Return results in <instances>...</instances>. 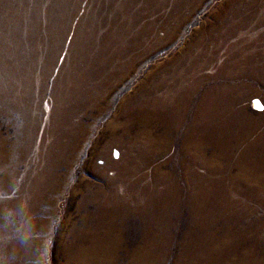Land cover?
<instances>
[{"label": "rangeland", "instance_id": "obj_1", "mask_svg": "<svg viewBox=\"0 0 264 264\" xmlns=\"http://www.w3.org/2000/svg\"><path fill=\"white\" fill-rule=\"evenodd\" d=\"M0 264H264V0H0Z\"/></svg>", "mask_w": 264, "mask_h": 264}, {"label": "bare ground", "instance_id": "obj_2", "mask_svg": "<svg viewBox=\"0 0 264 264\" xmlns=\"http://www.w3.org/2000/svg\"><path fill=\"white\" fill-rule=\"evenodd\" d=\"M65 32V31H64ZM259 107L261 106V105H258Z\"/></svg>", "mask_w": 264, "mask_h": 264}]
</instances>
